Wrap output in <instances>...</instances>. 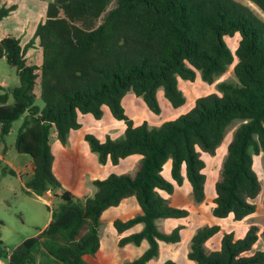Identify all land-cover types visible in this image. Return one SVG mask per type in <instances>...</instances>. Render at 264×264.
<instances>
[{
    "label": "trees",
    "instance_id": "trees-1",
    "mask_svg": "<svg viewBox=\"0 0 264 264\" xmlns=\"http://www.w3.org/2000/svg\"><path fill=\"white\" fill-rule=\"evenodd\" d=\"M17 8L14 0H0V21ZM226 35L239 36L234 51ZM36 39L39 61L33 63L26 51ZM0 57L19 78L17 86L0 93V137L23 117L15 149L31 158L24 187L39 196L52 191L61 200L50 209V221L40 232L8 253L0 249L7 264H39L33 253L41 245L55 264H111L101 248L100 216L131 198L140 211L118 216L112 225L119 247L147 243L124 264H146L157 256L160 241L182 239L183 224L165 232L156 220L190 214L184 202L164 194L171 195L188 181L192 198L205 200L202 153L217 154L234 120L241 123L214 184L212 216L239 222L264 212V186L254 169V154L261 153L264 164V0H51L24 46L16 36H0ZM232 63L235 83L219 82L220 94L196 98L186 111L158 126L137 123L122 105L124 95L133 91L159 114L157 92L162 90L178 109L186 104L178 79L194 82L199 72L210 84ZM4 85L0 83L3 90ZM104 106L122 121L124 136L101 140L85 133L90 150L103 165H117L134 154L140 155L139 164L132 176L94 179V195L78 202L52 171L50 140L66 144L69 131L82 126L79 116L100 119ZM138 224L139 231L128 232ZM261 233L255 224L242 235L219 224L205 225L191 237L187 257L195 264H264V248H257ZM217 234V246L207 250L205 244ZM163 264L184 263L166 259Z\"/></svg>",
    "mask_w": 264,
    "mask_h": 264
},
{
    "label": "rangeland",
    "instance_id": "rangeland-1",
    "mask_svg": "<svg viewBox=\"0 0 264 264\" xmlns=\"http://www.w3.org/2000/svg\"><path fill=\"white\" fill-rule=\"evenodd\" d=\"M18 3V8L3 17L0 22V36L7 34L16 36L24 46L33 36L37 24L44 19L47 4L51 0H14ZM226 43L232 51L235 50L239 36H225ZM37 39L34 46L29 47L26 56L29 62L39 61V52ZM232 63L226 72L216 78L213 83L203 81L198 72L194 82L178 79V88L182 91L187 102L180 111L173 109L170 102L161 92L158 94L161 111L155 114L148 109L141 97H137L133 91H128L122 98V105L128 115L132 116L138 123L146 121L149 126H158L168 118H174L184 110H187L193 101L210 92L218 91V83L221 81L236 82L233 74ZM0 83H4V90L0 88V93L19 84V78L16 69L11 67L5 57H0ZM10 102L12 97L10 95ZM36 103L42 106V101L36 99ZM83 127L79 130L70 131L67 136V143L61 144L59 141L51 139V149L54 155L52 170L61 182L62 189H73L75 200L83 202L86 197H91L96 191L93 184L94 179L104 178L109 174H128L133 175L139 164L138 155H130L123 159L117 165H103L98 161L96 152L90 150L88 142L84 139L85 133H92L103 140L105 136L112 139H120L124 136V126L122 122L113 118L106 106L103 107V113L100 119L92 115L80 118ZM23 117L15 120L9 133L0 137V249L7 251L15 248L27 237L35 235L40 228H43L49 222L50 209L59 205L61 200L56 197H47L48 202L42 198L26 191L22 180L16 174V169H23L29 162L30 156L24 153H18L15 149V138ZM241 123L240 120H234L227 128L224 137L219 144L217 154L209 156L202 153L206 166V198L202 202H196L192 198L191 184L185 181L181 188H176L171 195L164 194L168 199H175L184 202L189 209L190 214L185 218L179 219H158L156 224L161 231L169 232L176 225L183 224L182 239L178 243L159 242V251L157 256L152 258L146 264H163L166 259H173L176 262L184 264H195L188 259L187 253L190 250V240L199 227L219 224L222 230L234 229L237 235H242L247 226L255 224L262 230L257 243V248H264V212L259 210L248 215L242 221H234L232 218L217 219L212 216V202L214 195V184L219 178L224 159L227 153V146L232 138L235 128ZM76 138V139H75ZM5 147V151L4 148ZM254 169L260 177L261 184L264 186V164L261 153L254 154ZM9 170L15 172L11 174ZM168 177V174L165 173ZM27 176L22 174V178ZM261 201V196L257 199ZM139 206L134 198L121 206L109 207L100 216L99 238L101 248L111 264H124L134 259L146 247L143 242L141 246H135L132 243L123 247L117 246V235L112 225L114 218L123 215H133L139 212ZM142 224H138L128 230V232L139 231ZM220 234L215 235L205 244V248L210 250L217 246V239ZM41 245L35 255L39 264H55V262L45 253ZM3 253V252H2ZM0 257V262H4ZM109 260V261H108Z\"/></svg>",
    "mask_w": 264,
    "mask_h": 264
},
{
    "label": "crops",
    "instance_id": "crops-1",
    "mask_svg": "<svg viewBox=\"0 0 264 264\" xmlns=\"http://www.w3.org/2000/svg\"><path fill=\"white\" fill-rule=\"evenodd\" d=\"M45 18V17H44ZM1 22V21H0ZM161 92V94L163 95V93H162V90H158V92H157V96H158V94ZM186 102H187V99H186ZM194 102V101H193ZM193 104V103H192ZM192 104H190L189 105V107L192 105ZM185 106V105H184ZM188 107V108H189ZM181 108H183V106L182 107H180V108H178V109H175V110H177V111H180V109ZM174 109V108H173ZM109 110V109H108ZM184 111H186V110H184ZM110 112V111H109ZM183 111H181V112H179L178 114H180V113H182ZM177 114V115H178ZM176 115V116H177ZM84 116H88V115H80L79 116V120H80V122L82 123V121H81V117H84ZM112 116V115H111ZM136 121V120H135ZM120 122H122V121H120ZM137 122V121H136ZM138 123V122H137ZM123 124V123H122ZM124 126V125H123ZM83 127V123H82V126L79 128V129H81ZM79 129H76V130H79ZM70 131H74V130H70ZM70 131H69V133H70ZM68 133V134H69ZM85 135V134H84ZM76 139V138H75ZM58 141V140H57ZM67 143V142H66ZM62 144V143H61ZM52 150V149H51ZM5 151V150H4ZM53 153V152H52ZM134 155H136V154H134ZM139 156V159H140V155H138ZM125 159V158H124ZM122 161V160H121ZM120 161V162H121ZM53 162H54V160H53ZM31 164V158H30V160H29V162H28V164L23 168V169H16V174L19 176V178L22 180V184H23V186H24V179L22 178V174H27V167L29 166ZM107 164H109V163H107ZM107 164H105V165H107ZM52 165H53V163H52ZM111 165V164H110ZM53 171V170H52ZM14 174H15V172H14ZM15 174V175H16ZM56 176V175H55ZM60 181V180H59ZM61 183V182H60ZM185 184V183H184ZM183 187V186H182ZM181 188V187H180ZM66 190H70V189H66ZM70 191H72L73 192V189H71ZM74 193V192H73ZM51 194L53 195V196H51ZM36 195V194H35ZM75 195V194H74ZM37 196H39V195H37ZM49 196H51V197H56V196H54V194H53V192L52 191H47V192H45L44 193V195H42V196H39L40 198H42V200L44 201V202H48L47 201V197H49ZM57 198V197H56ZM130 200V199H129ZM129 200H127V201H129ZM126 201V202H127ZM125 202V203H126ZM123 205V204H122ZM121 206V205H120ZM123 215H126V214H123ZM127 215H130V214H127ZM121 216V215H120ZM50 218H51V210H50V216H49V221H50ZM47 224H48V222H47ZM44 228V227H43ZM43 228H40L39 229V231L38 232H40V230H42ZM37 232V233H38ZM36 233V234H37ZM116 233V232H115ZM35 234V235H36ZM117 235V234H116ZM33 236V235H32ZM116 243H117V241H116ZM118 246V245H117ZM119 247V246H118ZM9 251H11V249L10 250H7V253L9 252ZM141 253V252H140ZM3 260H4V262H0V264H7L8 263V260H7V258H2ZM107 259V258H106ZM109 261V260H108Z\"/></svg>",
    "mask_w": 264,
    "mask_h": 264
}]
</instances>
